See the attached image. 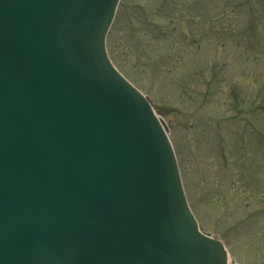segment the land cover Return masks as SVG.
Segmentation results:
<instances>
[{
    "label": "water",
    "instance_id": "95a60500",
    "mask_svg": "<svg viewBox=\"0 0 264 264\" xmlns=\"http://www.w3.org/2000/svg\"><path fill=\"white\" fill-rule=\"evenodd\" d=\"M118 1L0 0V264H228L105 57Z\"/></svg>",
    "mask_w": 264,
    "mask_h": 264
},
{
    "label": "rangeland",
    "instance_id": "374dc122",
    "mask_svg": "<svg viewBox=\"0 0 264 264\" xmlns=\"http://www.w3.org/2000/svg\"><path fill=\"white\" fill-rule=\"evenodd\" d=\"M118 8L110 52L162 119L200 229L234 263L264 264V0Z\"/></svg>",
    "mask_w": 264,
    "mask_h": 264
},
{
    "label": "bare ground",
    "instance_id": "6f19581e",
    "mask_svg": "<svg viewBox=\"0 0 264 264\" xmlns=\"http://www.w3.org/2000/svg\"><path fill=\"white\" fill-rule=\"evenodd\" d=\"M228 264H231L230 262H228Z\"/></svg>",
    "mask_w": 264,
    "mask_h": 264
}]
</instances>
